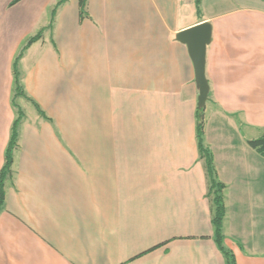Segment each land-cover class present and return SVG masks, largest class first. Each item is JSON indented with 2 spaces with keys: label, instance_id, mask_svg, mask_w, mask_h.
I'll list each match as a JSON object with an SVG mask.
<instances>
[{
  "label": "crops",
  "instance_id": "crops-1",
  "mask_svg": "<svg viewBox=\"0 0 264 264\" xmlns=\"http://www.w3.org/2000/svg\"><path fill=\"white\" fill-rule=\"evenodd\" d=\"M12 1L0 0V169L16 117L13 60L58 0ZM200 10L87 0L81 17L67 0L25 50L0 264H225L195 139V69L175 38L201 22L224 245L236 264H264V156L247 142L264 128V0H201Z\"/></svg>",
  "mask_w": 264,
  "mask_h": 264
},
{
  "label": "trees",
  "instance_id": "trees-1",
  "mask_svg": "<svg viewBox=\"0 0 264 264\" xmlns=\"http://www.w3.org/2000/svg\"><path fill=\"white\" fill-rule=\"evenodd\" d=\"M18 0L11 2L13 4ZM67 0H58L50 10V19L46 27L41 28L36 33L30 35L24 44L19 49L12 63V72L14 79V93L11 98V103L16 110V117L12 122L10 129V136L8 143L4 151V162L0 169V210L4 208L5 203V182L13 177V157L18 147L19 141V129L23 119V112L20 107L16 104L15 99L20 96H25L23 86L21 84V76L17 68L18 60L23 56L25 50L31 43L43 37V33L46 29L52 30L54 26V20L58 9ZM196 13L200 15V4L201 0H194ZM87 0H79V13L83 17L87 14L86 12ZM211 99L208 94L207 101ZM31 100V98H30ZM37 110L41 115H45L39 106L34 102ZM204 124H205V107L195 108V139L198 150L199 160L202 162V166L205 173L206 179V196L210 204V222L213 227V240L217 245V248L224 257L225 264H236L233 252L225 247L223 233V219L225 216V203L223 189L225 184L218 178L216 166L214 162L213 153L209 145L205 142L204 138ZM248 144L256 150L257 153L264 156V128L259 136L249 139Z\"/></svg>",
  "mask_w": 264,
  "mask_h": 264
},
{
  "label": "water",
  "instance_id": "water-1",
  "mask_svg": "<svg viewBox=\"0 0 264 264\" xmlns=\"http://www.w3.org/2000/svg\"><path fill=\"white\" fill-rule=\"evenodd\" d=\"M175 38L187 45L195 69L197 106L205 107L209 93V83L205 75V50L211 41V25L209 22L195 24L178 31Z\"/></svg>",
  "mask_w": 264,
  "mask_h": 264
}]
</instances>
